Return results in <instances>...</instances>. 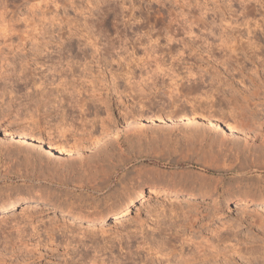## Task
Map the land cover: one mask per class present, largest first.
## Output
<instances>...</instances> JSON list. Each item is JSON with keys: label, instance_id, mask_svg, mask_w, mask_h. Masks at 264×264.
<instances>
[{"label": "rangeland", "instance_id": "374dc122", "mask_svg": "<svg viewBox=\"0 0 264 264\" xmlns=\"http://www.w3.org/2000/svg\"><path fill=\"white\" fill-rule=\"evenodd\" d=\"M32 2L0 0V107L11 109L3 116L7 119L0 121V162L15 161L7 175L0 172V194L38 200L37 204L0 210V264H160L166 258L155 254L158 248L165 249L164 254L175 247L173 253L178 254L197 247L185 243L184 236L192 240L203 237L208 243L199 249L213 252L208 260L186 264H264V229L258 227L264 204L250 203L248 213L242 211L246 198H264V178L243 174L250 169L220 166L221 160H226L238 167L249 153L248 144L264 146L251 137L248 142L239 135L224 137L215 127L225 108L245 103L246 116L254 113L252 118L264 121V91L258 89L264 82V0H208L207 9L203 7L205 0H188L192 6L183 9L187 20L176 15L180 9L171 0H52L59 7L49 4L43 13L47 20L29 11ZM241 5L248 7L245 14ZM52 16L60 23L52 21ZM225 21L231 27L225 29ZM189 22L195 26L189 27ZM254 22L260 27H254ZM5 25L9 33L18 34L3 38ZM25 30L30 38L21 48L19 34ZM222 35L228 42L235 41V55L219 47ZM149 37L158 43L150 44ZM124 49L137 58L147 53L153 60L127 67L113 63L121 56L125 62L132 59ZM157 64L163 72H153ZM51 67L55 71L51 72ZM89 72L103 80L100 100L114 114L121 133L126 134L123 143L127 155H120L110 139L99 147L87 145L81 152L89 176H82L78 170L67 175L66 181L61 171L58 177L50 176L46 167L39 171L38 163L36 167L25 164L26 154L35 155L36 150L27 145L33 143L40 145L38 154L50 166L78 167L75 153L63 155L64 146L46 137L41 128L52 127L62 118L66 122L75 117L90 120L105 114V107L89 95L93 91L87 83ZM149 73L151 84L137 83ZM62 77L71 95L55 86ZM173 80L176 86L182 84L188 101L182 99L176 105L188 110L196 107L204 117L214 112L215 121L209 118L210 124L197 118L186 122L175 116L180 108L174 110L169 98ZM93 84L99 88L96 81ZM76 88L81 90L79 94ZM210 94L215 96L214 102L207 99ZM247 94H252V102ZM83 101L88 106L81 116L74 105ZM30 115L38 119V126L20 123ZM85 127L92 130L94 125ZM134 131L147 135L149 141L127 135ZM197 140H202L203 147L198 148ZM47 143L57 146L60 155L49 152L48 147L46 151ZM7 149L20 150L17 160L5 156ZM109 150L114 153V164L112 160L105 163L110 179L107 188L98 191L88 183L94 173L90 164L96 162L90 160H97L100 154L103 157ZM76 183H83L84 190H72ZM153 188H167L169 199L179 200L185 207L184 201L195 205L200 218L191 228L188 220L162 219L157 215L158 207L168 205L163 197L152 194ZM37 190L39 197L33 195ZM133 190H141L143 198L136 200L125 216L92 223L66 214L69 204L75 205V212L83 208L98 212L112 205L120 209L117 205ZM183 190L196 195L185 196ZM232 196L237 198L235 203H229ZM43 204L51 211L43 210ZM225 224L229 227L218 231Z\"/></svg>", "mask_w": 264, "mask_h": 264}, {"label": "clouds", "instance_id": "9594fccd", "mask_svg": "<svg viewBox=\"0 0 264 264\" xmlns=\"http://www.w3.org/2000/svg\"><path fill=\"white\" fill-rule=\"evenodd\" d=\"M173 5L177 8L180 9L176 13V15L181 19V20H187V16L184 13L183 9L185 7H191L192 5L188 4V0H171ZM214 2V0H213ZM52 4V7L57 8L59 7L58 4L52 3V0H33V2L29 5V11L32 12L33 14L35 13H40L39 19L41 20H47L48 18L43 15V13L47 10L49 4ZM207 3L208 0H205V3L203 4V7L207 9ZM197 6H201L197 4ZM52 21L55 23L59 24L60 20L56 16L51 17ZM261 19H264L262 17ZM139 22V21H137ZM171 22H175L174 20ZM25 23H27V20H25ZM224 28L227 29L231 27L226 21L223 22ZM195 25L189 22V27H194ZM254 27L259 28L260 24L258 22H254ZM31 31H35V28H32ZM18 33H9L7 31V25H5V29L3 31V38H7L8 35H17ZM21 36L20 40V47L22 48L24 40L29 39L30 37L28 36V30H25L23 33L19 34ZM188 35L192 36L194 35L193 33L189 32ZM150 39V44L155 45L158 43V40H153L149 37ZM169 43L172 42V37L168 36L167 37ZM35 43V41H33ZM88 44L95 48V45L92 44V41H88ZM187 47V46H185ZM219 47L226 50L230 55H235V41L228 42L225 37L222 35L220 38V44ZM127 51V54L129 57L132 59L125 62V59L123 56L119 58L118 61H113V63H125V67H127L129 64L132 63H137V66L140 65V63H143L147 60H153L152 57L148 56L147 53H145L144 56H141L139 58L135 57L133 52L128 51L127 49H124ZM194 54V53H193ZM179 55H183V52H181ZM175 59V58H174ZM70 72V69H68ZM164 69L160 67V65H156V67L153 69V72H163ZM89 75L91 76V79L87 80V83L89 85L93 86V91L89 94L91 96H94L99 103L105 107V114L101 116H94L90 120H85L81 119L79 117H75L72 120L65 121L63 118L59 120L54 126L49 127V128H41V131L46 137H51L53 138L58 144L64 146V153L63 155H72L75 153V159L77 161H80L78 163V170L81 173L82 176L88 177L89 176V169L83 164L82 162V152L81 150H87L86 146L87 145H92L93 147H99L102 145L106 140L110 139L113 144H115L117 150L119 151L120 155L126 156L127 152L125 151L124 143L123 141L126 139V134L121 133L119 128L117 127L118 121L115 119L114 114L108 110L107 105L103 100H100V90L104 87L103 85V80L100 78L98 75H93L91 72H89ZM151 75L152 73H149V75L144 76L141 78L140 81H138V84H144L148 83L151 84ZM175 75V73H173ZM195 78V74H190ZM176 79H180V77H176ZM96 81V83L99 85V88L96 87V85L93 84V82ZM66 84V79L61 78L60 81L58 82L57 85H55L57 88H62L65 92H68V89L64 87ZM173 87L169 89L170 93L173 95H179L177 86H176V81H172ZM131 85L129 84V87ZM226 88H230V85L225 84L224 85ZM36 88L39 89L40 85H36ZM77 94L80 93V89L76 88L74 89ZM215 90H213L214 92ZM69 95H71V92H68ZM171 99V96L169 97ZM208 100L213 101L215 100V96L210 94L207 97ZM264 102V101H262ZM70 107H73V105H69ZM74 107L77 109V111L80 113L82 116L83 113L85 112V108L82 104H76ZM178 105H173V109L175 110L178 108ZM189 107L191 108L192 105L189 104ZM247 108V104L245 103L243 106H230L228 108H225L222 112L223 118H217L216 119V124L215 127L219 129V132L224 136L227 137L229 135H239L242 137H251L254 140L259 141L261 145H264V121H257L255 119H252L249 116H246L245 114V109ZM7 119V117H0V121ZM20 123L26 125V126H38L39 121L36 117L29 116L23 121H20ZM86 124H93L94 127L92 130H89L85 127ZM220 125H223V128H220ZM96 128H98V131H96ZM226 130V131H225ZM95 131V135L92 134V132ZM127 135H135L139 136L140 139H142L144 142L149 141V137L147 135L139 134L137 132H132L128 133ZM152 139H155L154 137ZM196 144L199 147H203V142L202 140H197ZM164 148L167 147V145L163 146ZM45 150L47 151V145H45ZM51 152L56 155H60L58 149L53 148L51 149ZM238 162V161H237ZM12 163H15V161L11 162H0V172L5 173L6 175L8 174V170L11 168ZM220 166L224 168H229L233 165H229L226 160H221ZM244 175L248 176H253L255 175L257 179L264 178V168H261L257 170L256 168L251 169L250 171L243 173ZM21 183H24V181H21ZM79 189L81 191L84 190V184L83 183H76L73 185L72 190ZM152 194L156 197H163L165 202L167 203L168 207H165L164 203H161L158 207L157 210V215L160 216L162 219H167L171 222H175V219H184L188 220V227L191 228L192 224L196 223L197 220L200 218L196 213L198 212V209L195 205L188 204L187 201H184L183 203L187 205L186 207L181 205V201L176 200V199H169V191L167 188H161L160 190H157L156 188L151 189ZM34 196L39 197L41 195L40 191L37 190L33 192ZM253 201L251 198H246L245 201H243L244 207L242 211L244 213H248V205L252 203ZM172 205H177L178 207H173ZM73 207L75 205L69 204L67 208V214H70L73 210ZM89 212L94 211V209L89 208ZM258 215V214H257ZM30 219V218H29ZM138 223H140L138 221ZM205 225H201V227H204ZM229 225L225 224L221 228L218 229V231H224L227 229ZM258 227L261 229H264V216L260 217V222ZM33 230L35 231V226H33ZM181 229L178 228L177 231L179 232ZM213 235L216 233L213 232ZM183 241L185 243L189 244H194L198 248L202 244H207L208 241L204 239L203 237L200 240H192L190 236H184ZM233 248H235V245H230ZM239 254V253H237Z\"/></svg>", "mask_w": 264, "mask_h": 264}, {"label": "bare ground", "instance_id": "6f19581e", "mask_svg": "<svg viewBox=\"0 0 264 264\" xmlns=\"http://www.w3.org/2000/svg\"><path fill=\"white\" fill-rule=\"evenodd\" d=\"M240 9H241V11H243L242 13H244L245 14V11L247 12L248 10V7L246 6V5H241L240 6ZM150 42V41H149ZM51 66V65H50ZM57 66V65H56ZM53 68H54V66H53ZM52 67L51 68H49L50 70H51V72L52 71H55L54 69H53ZM55 69H57V68H55ZM49 72V71H48ZM51 77H53V74L52 75H50ZM55 76V75H54ZM188 81V80H187ZM183 86H182V84H177V89H178V92H179V95L177 96V95H170L171 97H172V104L174 105H176V103H179V102H181L182 101V99L183 100H186L185 98H186V95L183 93ZM260 88V90L261 89H263V91H264V82H262V83H260V85H258V89ZM257 89V88H256ZM255 90V89H254ZM249 93H251V92H249ZM255 93H256V90H255ZM171 94V93H170ZM248 95V94H247ZM252 94H250V95H248V100H249V102H252V101H250V99H249V96H251ZM255 95H257V94H255ZM257 98V97H256ZM95 99H93L92 101H94ZM247 100V99H246ZM252 100V99H251ZM254 100V99H253ZM95 101H98V100H95ZM187 101V100H186ZM188 102V101H187ZM248 103V102H247ZM237 104V103H236ZM250 104V103H249ZM248 104V105H249ZM253 104V103H252ZM251 104V105H252ZM83 106H88V104H86V103H84V101H83V104H82ZM181 105V104H180ZM179 105V107L178 108H180V109H178V110H176L175 112H174V115L175 116H177L178 118H181L182 120H184V121H194L195 119H197V118H201V119H203V120H208V123H212V122H209V118L210 119H214L213 121H215V118L217 117L216 115V117H214V112L212 113L213 115L212 116H210V114H211V109L209 110L208 109V111H210V113H209V116L207 117V116H205L204 117V115L203 114H201V113H199L198 114V111H200L198 108H196V107H192L190 110H188V109H185V108H183V107H181ZM205 106V105H204ZM255 106V105H254ZM254 106H252V107H254ZM258 106V105H257ZM214 106H212V108H213ZM249 107V106H248ZM251 107V106H250ZM107 108H109L108 106H107ZM211 108V107H210ZM14 109V108H13ZM203 109V108H202ZM252 109V108H251ZM10 110L11 109H9V108H2V107H0V115H1V117H3L4 115H7L9 112H10ZM88 110V109H87ZM109 110V109H108ZM254 111V110H253ZM206 112V111H205ZM247 112H248V110H247ZM249 113H250V110H249ZM252 113V112H251ZM254 114V113H253ZM252 114V115H253ZM258 114V113H257ZM252 115H251V118H252ZM8 116V115H7ZM190 116H192V117H190ZM255 116V115H254ZM253 116V117H254ZM256 117V116H255ZM261 117H264V116H261ZM252 119H255V118H252ZM255 120H257V119H255ZM260 120V119H259ZM93 125V124H92ZM237 137H240V136H237ZM248 137H246L245 138V141L246 142H248V139H247ZM32 139V138H31ZM35 140H36V138H35ZM38 142H40V141H38L37 140V143ZM213 142V141H212ZM23 143H25V141L23 142ZM108 144H110L111 146H113L110 142H107ZM25 144H27V143H25ZM29 147H30V149L32 150V151H34V150H36V151H34L35 152V155H33V154H31V153H28V154H26L25 155V157L23 158V157H21V158H23V162L25 163V164H27V165H30V166H33V167H36L37 166V163H38V166H39V171L41 170V171H43L44 170V168L46 167V169H48V171H49V173H51V175L50 176H56V177H58V173H59V171H61L60 172V174L61 175H63L64 176V181H66L65 179H66V177H67V175H68V177H69V175L70 174H73V173H75V172H77L78 171V167L77 166H70V168L69 167H67V166H62V165H53V166H50L47 162H44L41 158H40V156H39V154H38V150H40V145L38 146V144H33V143H28L27 144ZM37 145V146H36ZM90 145V144H89ZM247 145V144H246ZM27 146V147H28ZM90 146H92V145H90ZM264 146V145H263ZM47 147H48V149H49V152H51V149H53V148H56V149H58L59 151H61L57 146H54L52 143H47ZM114 147V146H113ZM19 149V148H18ZM112 149V148H111ZM248 149H249V151H248ZM7 152H6V155L5 156H8V159L10 158H15V160H17V157H16V155H19L21 152H20V150H10V149H7L6 150ZM22 151V150H21ZM26 152V151H25ZM241 152V151H240ZM242 152H243V149H242ZM247 152H249L248 154H250L251 156H252V158H250L249 157V155L247 154V155H245L240 161H239V163H238V165L240 166H238V167H236L235 165L232 167H229V168H231V169H233V170H235V169H237V170H241V169H253V168H256L257 170H259V169H261V168H264V147L263 148H254L253 146H252V144H248V146H247ZM102 154H103V152H102ZM240 154V153H239ZM101 155V154H100ZM100 155H97L98 156V158H97V160L95 159L94 161H92V160H90L91 162H95V163H91L90 164V167H91V169H93V174H92V176L88 179V183L91 185V187L92 188H94V189H96V190H104V189H106L107 188V186H108V182H109V179H110V175H111V173L109 172V170H110V168L109 169H107V168H105V163L106 162H109V161H111L112 160V163L114 164V162H113V160H114V153L112 152V151H107V152H104V156L103 157H101ZM243 155V154H242ZM238 160H239V158H240V155H237V157H236ZM11 159V160H12ZM93 159V158H92ZM25 160V161H24ZM22 162V161H21ZM32 163H34V164H32ZM87 163V162H86ZM111 163V164H112ZM88 164H89V162H88ZM107 164V163H106ZM112 164V165H113ZM68 165H70V164H68ZM110 165V164H109ZM114 166V165H113ZM61 169V170H60ZM111 170H112V168H111ZM44 172V171H43ZM144 172V171H143ZM41 173V172H40ZM152 173V172H151ZM80 175V174H79ZM152 175V174H151ZM153 176V175H152ZM59 179V178H58ZM61 179V178H60ZM151 179V178H150ZM60 181H63V179L62 180H60ZM171 192H173V191H171ZM182 192V194L183 195H185V196H194V195H196L195 194V192H193L192 190H183V191H181ZM179 193V192H178ZM140 198H143V192L140 190V191H136V190H133V191H131V192H129L128 193V195L117 205V207L119 206L120 207V209H114V205H112V206H107L106 208H104L103 210H101V211H98V212H89L88 210H86V209H80L79 211H73L72 210V212L70 213V214H68L69 215V217H71V218H75V219H87L88 221H90V222H100V220H102L103 219V221L101 222V223H104L108 218H111V217H116V218H118V217H121V216H125L126 214H128L129 212H130V210H131V208H132V206H134V203L136 202V200H138V199H140ZM251 198V200L253 201L252 203H260V204H264V198H257V197H250ZM230 201H229V203H231V202H233V203H235L236 201H237V198H235V196H232L230 199H229ZM29 202H34V204H37L38 203V200L37 199H35V198H33V197H27V196H21V197H17V196H15V195H13V194H11V193H8V192H3V193H1L0 194V210H3V209H8V208H11V207H14V206H16V205H20V204H26V203H29ZM228 203V204H229ZM227 204V205H228ZM37 206H39V205H37ZM42 207H43V210H45V211H51V207H48V205L47 204H43L42 205ZM76 209V208H75ZM55 211V210H54ZM67 214V213H66ZM103 215V216H102ZM102 216V217H101ZM160 224V223H159ZM162 229V228H161ZM163 230V229H162ZM166 231V230H165ZM168 231V230H167ZM144 243V242H143ZM222 243H224L223 241H222ZM139 244V243H138ZM139 246V245H138ZM143 247V246H142ZM188 247V246H187ZM137 249H138V247H136ZM156 248V247H155ZM170 248V247H169ZM173 248H175V247H173ZM173 248H172V250L171 251H165L166 253H164L163 254V251L162 250H165V249H157V251L155 252V254L157 255V254H162V255H164V257L166 258L165 259V263L163 262V264H186V263H188V262H192V261H196V260H208L212 255V251H206V249L208 250V248H204V249H199V248H197V247H194V249L193 250H191L190 248V251L188 250V252L187 253H173V252H175L174 250H173ZM193 248V247H192ZM212 248H214V247H212ZM182 249V248H181ZM215 249V248H214ZM148 250V249H147ZM149 250H151L150 248H149ZM216 250V249H215ZM214 250V251H215ZM138 251V250H137ZM182 251V250H181ZM217 251V250H216ZM215 251V252H216ZM180 252V251H179ZM137 253V252H136ZM217 254H219L218 252H217ZM155 255V256H156ZM161 255V256H162ZM177 255H178V257H177ZM158 256V255H157ZM217 256V255H216ZM163 257V258H164ZM161 258V257H160ZM157 259V258H156ZM115 260V259H114ZM160 260H162V258L160 259ZM118 261V260H117ZM248 261V260H247ZM162 262L160 263V264H162ZM250 262V261H249ZM146 263V262H145ZM251 263V262H250Z\"/></svg>", "mask_w": 264, "mask_h": 264}]
</instances>
